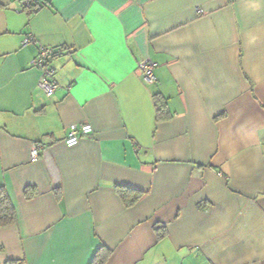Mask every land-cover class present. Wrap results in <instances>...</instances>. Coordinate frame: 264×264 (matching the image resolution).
<instances>
[{
  "label": "crops",
  "instance_id": "obj_1",
  "mask_svg": "<svg viewBox=\"0 0 264 264\" xmlns=\"http://www.w3.org/2000/svg\"><path fill=\"white\" fill-rule=\"evenodd\" d=\"M43 2L0 0V264H264V0Z\"/></svg>",
  "mask_w": 264,
  "mask_h": 264
},
{
  "label": "built area",
  "instance_id": "obj_2",
  "mask_svg": "<svg viewBox=\"0 0 264 264\" xmlns=\"http://www.w3.org/2000/svg\"><path fill=\"white\" fill-rule=\"evenodd\" d=\"M42 0H18L21 11L28 12L30 7L38 6ZM200 12V10L197 9ZM32 41L31 36L24 37L22 44L26 45ZM54 54L53 49L47 47H40L37 51L35 58L31 62L33 68L41 72V80L38 84L39 89L46 97H51L57 88V83L53 79L54 69L50 66V60ZM155 64L148 58L139 60L137 69L141 75L143 82L147 85L155 83V76L153 74ZM92 134V127L90 124H71L68 127V132L63 139V144L67 148L74 147L78 144L83 136H90ZM46 148L44 143H34L30 149V161L35 162L38 160L40 153Z\"/></svg>",
  "mask_w": 264,
  "mask_h": 264
},
{
  "label": "trees",
  "instance_id": "obj_3",
  "mask_svg": "<svg viewBox=\"0 0 264 264\" xmlns=\"http://www.w3.org/2000/svg\"><path fill=\"white\" fill-rule=\"evenodd\" d=\"M44 4H45V2H43V0H42L40 5L30 7L29 13L36 11L37 9L42 7ZM57 54L58 53L55 52L53 54L51 60ZM51 60H50V62H51ZM154 101H155V110H156V122L158 123V122L165 120L167 118L166 117L167 111L165 108L164 101H162V99L159 98V96L157 94L154 95ZM121 191H122V193H121L122 200H123L124 204L127 206L133 205L139 198V193H137V192H133L131 190H126V192H125V190L120 189V192ZM27 192H28V190L26 191V193ZM126 193L131 195V197L128 198V195ZM15 220H16V215H15V210L13 208V205H12L11 201L9 200L5 190L2 187H0V228H5V227L12 225L15 222ZM155 230L157 232L159 231V229H155ZM158 235L160 236V233ZM8 264H10V263H8ZM92 264H96V262L93 261Z\"/></svg>",
  "mask_w": 264,
  "mask_h": 264
},
{
  "label": "rangeland",
  "instance_id": "obj_4",
  "mask_svg": "<svg viewBox=\"0 0 264 264\" xmlns=\"http://www.w3.org/2000/svg\"><path fill=\"white\" fill-rule=\"evenodd\" d=\"M12 10H14V11L17 12V13H19V11H18L17 8H16V5H14V8H13Z\"/></svg>",
  "mask_w": 264,
  "mask_h": 264
}]
</instances>
